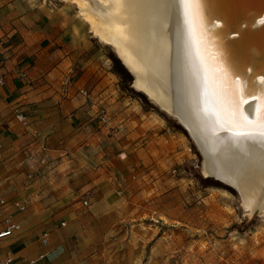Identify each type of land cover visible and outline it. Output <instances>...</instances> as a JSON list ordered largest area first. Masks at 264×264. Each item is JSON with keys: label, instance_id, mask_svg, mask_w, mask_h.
<instances>
[{"label": "crops", "instance_id": "1", "mask_svg": "<svg viewBox=\"0 0 264 264\" xmlns=\"http://www.w3.org/2000/svg\"><path fill=\"white\" fill-rule=\"evenodd\" d=\"M0 79V230L18 225L0 255L9 264H140L135 237L119 233L114 181L97 167L91 121L103 107L111 118L118 102L85 20L0 0Z\"/></svg>", "mask_w": 264, "mask_h": 264}, {"label": "rangeland", "instance_id": "2", "mask_svg": "<svg viewBox=\"0 0 264 264\" xmlns=\"http://www.w3.org/2000/svg\"><path fill=\"white\" fill-rule=\"evenodd\" d=\"M81 0H33L85 20L113 77L118 104L91 121L98 142L97 167L112 177L120 234L158 264H264V215L250 216L240 195L201 173V156L186 132L132 87V78L82 14ZM90 4L93 0H87ZM90 123V122H89ZM96 151V153H97ZM156 263V262H155ZM156 263V264H157Z\"/></svg>", "mask_w": 264, "mask_h": 264}, {"label": "bare ground", "instance_id": "3", "mask_svg": "<svg viewBox=\"0 0 264 264\" xmlns=\"http://www.w3.org/2000/svg\"><path fill=\"white\" fill-rule=\"evenodd\" d=\"M80 8L94 33L133 69L135 86L171 110L189 130L203 152V170L234 185L249 215H264V148L232 132L214 131L219 121L244 127L239 116L219 107L216 66L198 65L193 58L192 45H198L189 37V7L178 0H81ZM256 125L246 126L247 131Z\"/></svg>", "mask_w": 264, "mask_h": 264}, {"label": "water", "instance_id": "4", "mask_svg": "<svg viewBox=\"0 0 264 264\" xmlns=\"http://www.w3.org/2000/svg\"><path fill=\"white\" fill-rule=\"evenodd\" d=\"M189 11L192 19L190 41L198 45V48L192 45L196 51L193 58L198 65L213 62L216 66L214 88L221 98L219 107L239 116V121L244 127H237L235 122L226 124L219 121L214 131L232 132L233 135L237 132H248L246 126L257 124L261 118V97H264V0H198V4L189 7ZM114 53L130 74L134 90L143 94L149 103L173 119L186 132L202 160L203 152L200 146L178 116L158 104L147 92L139 90L135 86L136 76L133 69L117 52ZM207 75L209 78L210 72ZM224 98L225 101L228 99V102H225ZM248 106V111H243V108L246 109ZM200 112L205 113L202 110ZM245 117L250 124H245ZM201 173L213 182L231 188L239 195L238 189L231 183L213 173L207 174L202 168V161ZM257 215L258 212L253 211L247 222Z\"/></svg>", "mask_w": 264, "mask_h": 264}, {"label": "snow or ice", "instance_id": "5", "mask_svg": "<svg viewBox=\"0 0 264 264\" xmlns=\"http://www.w3.org/2000/svg\"><path fill=\"white\" fill-rule=\"evenodd\" d=\"M178 2L183 4L185 8L193 7L198 4V0H178ZM244 120L246 125L251 123L246 117ZM234 135L237 138L245 137L246 139L257 143L261 148H264V97H261V118L255 128L248 132H237Z\"/></svg>", "mask_w": 264, "mask_h": 264}, {"label": "built area", "instance_id": "6", "mask_svg": "<svg viewBox=\"0 0 264 264\" xmlns=\"http://www.w3.org/2000/svg\"><path fill=\"white\" fill-rule=\"evenodd\" d=\"M2 82V80L0 79V83ZM83 93H86V91L83 89L81 90ZM16 116L18 117V119L23 120L24 119V115L22 113H17ZM84 203H87L86 201H84ZM18 228V225L14 222L8 221L5 228H3L2 230H0V239L8 236L10 234H12V232L14 230H16ZM12 261V257L7 255V256H1L0 255V264H9Z\"/></svg>", "mask_w": 264, "mask_h": 264}]
</instances>
